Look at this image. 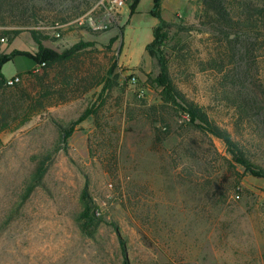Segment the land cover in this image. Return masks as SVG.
I'll return each instance as SVG.
<instances>
[{
	"label": "rangeland",
	"instance_id": "obj_1",
	"mask_svg": "<svg viewBox=\"0 0 264 264\" xmlns=\"http://www.w3.org/2000/svg\"><path fill=\"white\" fill-rule=\"evenodd\" d=\"M193 3V18L181 14L169 21L192 29L170 30L161 51L177 86L232 133L223 73L199 66L221 61L224 50L200 31L201 0H190L189 7ZM94 11L96 4L79 18L82 23L76 19L59 29L49 17L20 29L41 31L61 52L87 34L91 40L95 31L85 18ZM111 26L95 36L105 72L114 57L110 92L99 86L0 135V264H264V179L229 164L224 144L191 131L185 116H172L169 135L156 143L142 110L159 102L150 82L157 62L144 51V31ZM1 40L7 48L9 40ZM258 41L257 79L264 84V36ZM94 109L97 118L77 122ZM60 128L70 130L63 144ZM42 157L45 172L25 197ZM84 187L99 218L86 232L75 221Z\"/></svg>",
	"mask_w": 264,
	"mask_h": 264
},
{
	"label": "trees",
	"instance_id": "obj_2",
	"mask_svg": "<svg viewBox=\"0 0 264 264\" xmlns=\"http://www.w3.org/2000/svg\"><path fill=\"white\" fill-rule=\"evenodd\" d=\"M97 1L0 0V27L9 28L0 30V40L6 38L11 41L22 33L20 28L37 27L48 17L54 24L79 19ZM161 1L153 0L150 15L159 23L153 30L152 42L145 47V52L157 62L158 73L150 82L159 90V102L142 110V116L153 125L155 142L159 143L169 135L172 116H185L191 131L211 136L224 144L231 158L229 164L264 179V84L257 79L256 63V51L262 44L258 39L264 36V1L201 0L200 31L210 33L215 43L223 48L226 61L219 56L221 61L202 62L200 71L210 69L223 73L224 98L233 110L232 133L214 121L205 107L189 98L173 81L169 60L161 51L162 43L170 30L179 33L191 27L163 20L160 17ZM138 2L132 0L131 15ZM28 32L39 44L35 53H6L0 47V135L14 132L48 108L80 99L99 86H102L101 93L110 92L113 87L107 76L114 68V57L109 58L110 70L105 72L107 65L100 66L97 59L100 53L96 49L97 31L91 33V40L79 41L61 52L41 46L45 40L41 31L31 29ZM113 41L110 40L108 47ZM18 55L44 65L38 71L33 69L6 75L4 66ZM14 76L19 78V82L6 85V79ZM87 116L97 118L98 109L84 112L77 122ZM59 134V143L63 144L70 136V130L62 129ZM46 160L42 157L36 166L27 183L25 197L39 185ZM80 200L82 210L75 221L82 232L90 231L98 224L99 218L94 213L95 206L86 187ZM123 264H128V261L125 259Z\"/></svg>",
	"mask_w": 264,
	"mask_h": 264
},
{
	"label": "crops",
	"instance_id": "obj_3",
	"mask_svg": "<svg viewBox=\"0 0 264 264\" xmlns=\"http://www.w3.org/2000/svg\"><path fill=\"white\" fill-rule=\"evenodd\" d=\"M190 0H162L160 3V17L165 21H170L175 17L184 14L186 18H193L196 12V5L193 3L190 7ZM153 6V0H139L134 13L130 16L129 9L124 7L120 11V15L117 19L112 21L114 29L120 30L124 27H136L140 32L144 31V42L143 47H145L153 40V30L158 26L159 21L150 15V11ZM134 20L133 24L130 21ZM86 37L89 39V35ZM91 37V36H90ZM42 47L56 49L47 41H42ZM39 44L33 39L29 32H22L16 38L9 41L8 47L2 49L6 53H11L14 51L35 53L38 50ZM124 65V64H123ZM138 64H134L132 67L126 66L128 69L136 68ZM37 64L25 57V56H15L12 58L11 62L7 63L3 70L6 75L24 73L35 69ZM125 66V65H124Z\"/></svg>",
	"mask_w": 264,
	"mask_h": 264
},
{
	"label": "built area",
	"instance_id": "obj_4",
	"mask_svg": "<svg viewBox=\"0 0 264 264\" xmlns=\"http://www.w3.org/2000/svg\"><path fill=\"white\" fill-rule=\"evenodd\" d=\"M126 1L127 0H98L96 3L97 12L94 11L87 18H85V20H87L93 31L106 28V25L112 23L113 20L119 17L120 11L126 6ZM82 20L83 18L76 21L82 23ZM62 27L63 25L60 24L55 25V29ZM56 35L58 36V34ZM1 41H3V39ZM43 65L44 64L41 63L40 65H37L35 69L38 71ZM130 80L132 81V84L135 83L134 77H131ZM17 82H19V78L14 76L6 79L5 84L11 86Z\"/></svg>",
	"mask_w": 264,
	"mask_h": 264
}]
</instances>
